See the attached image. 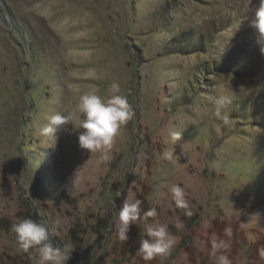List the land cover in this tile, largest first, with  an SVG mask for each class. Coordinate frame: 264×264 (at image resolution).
<instances>
[{
    "label": "rangeland",
    "instance_id": "1",
    "mask_svg": "<svg viewBox=\"0 0 264 264\" xmlns=\"http://www.w3.org/2000/svg\"><path fill=\"white\" fill-rule=\"evenodd\" d=\"M258 7L259 0H0V264H39L12 231L25 218L50 228L60 221L52 239L74 245L68 264H214L210 237L228 225L233 264H264V53L250 24ZM113 82L134 117L111 159L82 149L83 129L73 123L49 147L52 136L41 131L48 118L74 111L89 91L106 95ZM221 95L231 103L217 116ZM176 184L191 216L175 206ZM128 198L157 215L120 241L115 222ZM100 220L106 240L98 241ZM153 224L167 225L176 244L145 262L138 250Z\"/></svg>",
    "mask_w": 264,
    "mask_h": 264
},
{
    "label": "clouds",
    "instance_id": "2",
    "mask_svg": "<svg viewBox=\"0 0 264 264\" xmlns=\"http://www.w3.org/2000/svg\"><path fill=\"white\" fill-rule=\"evenodd\" d=\"M246 2L251 3V0H246ZM250 24L257 34L260 51L264 53V0H259L255 18ZM239 28L240 23L236 22L234 34ZM216 103V114L219 116L221 109L231 103V97L221 95ZM81 115H83V119ZM133 117L134 110L127 96L121 93L119 83L113 82L106 95L101 96L96 91H89L79 96V102L74 111L66 114L60 112L52 114L48 118V125L41 131L46 136H52V143L49 144V147L55 148L56 133L62 126L73 123L77 129H83L78 136L79 146L91 153H100V159L108 161L111 159V149L115 138L121 134L123 127ZM224 123H228L227 117L224 118ZM180 139L181 132L172 133L173 144ZM162 155L166 160L173 159V151H165ZM170 192L175 206L184 209L185 215L191 216L192 212L184 188L176 184L171 186ZM141 204L140 199L128 198L120 208L115 222L116 235L120 241H128V233L132 225L138 221H147L148 218L157 215L155 208L145 211L141 208ZM55 225L56 227L50 228L46 223L31 218L14 223L12 231L16 234L19 250L25 253L29 250L37 252L39 264H68L75 247L71 242H65L63 246L54 243L52 238L58 235L57 227L60 226V221H55ZM145 232L149 238L142 239L141 247L138 250L145 262L170 254L176 244V239L170 234L167 225H149L145 228ZM232 237L233 228L230 225L223 229L222 235L216 233L211 235L209 255L213 258L214 264H233V260L230 258ZM248 239L253 243L256 242L254 235L249 234ZM257 252L259 260L264 262V246L259 247Z\"/></svg>",
    "mask_w": 264,
    "mask_h": 264
},
{
    "label": "trees",
    "instance_id": "3",
    "mask_svg": "<svg viewBox=\"0 0 264 264\" xmlns=\"http://www.w3.org/2000/svg\"><path fill=\"white\" fill-rule=\"evenodd\" d=\"M103 221V222H102ZM104 220H100V222H99V225L98 226H96L95 227V229L93 230L94 232H96L97 234H98V241H99V239L101 240V239H104V240H106V228H104V226H106L107 224H106V222H105V224H104ZM3 223H4V221H3ZM109 223V222H108ZM264 245V244H263ZM260 246V245H259ZM259 248V247H258ZM253 254H254V251H253ZM253 256V255H252Z\"/></svg>",
    "mask_w": 264,
    "mask_h": 264
}]
</instances>
